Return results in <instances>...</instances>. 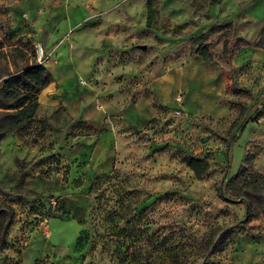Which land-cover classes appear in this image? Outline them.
Segmentation results:
<instances>
[{
  "label": "rangeland",
  "instance_id": "1",
  "mask_svg": "<svg viewBox=\"0 0 264 264\" xmlns=\"http://www.w3.org/2000/svg\"><path fill=\"white\" fill-rule=\"evenodd\" d=\"M2 24L0 37L12 43L1 33ZM229 28L226 23L216 27L219 35L207 44L200 42L208 34L183 41L187 49L174 57L162 55L148 39L131 48L124 45L110 57L113 72L107 71L111 78L105 86L133 99L159 73L156 60L179 61L196 46L216 49L220 42L226 45L223 57L228 56L238 43ZM251 70L246 73L253 79L251 90L236 84L220 100L230 107V119L190 120L187 135L161 136L164 146L151 153L150 147L149 154L89 182L69 177L72 134L59 136L52 129L48 134L41 120L5 133L0 139V209L9 208L13 218L0 264H264V258L252 261L244 246L245 239L258 235L244 222L246 210L254 215L264 207L246 164L254 137L237 145L241 128L264 116V65ZM182 116L173 112L171 122ZM189 156L210 164L202 181L187 167Z\"/></svg>",
  "mask_w": 264,
  "mask_h": 264
},
{
  "label": "crops",
  "instance_id": "2",
  "mask_svg": "<svg viewBox=\"0 0 264 264\" xmlns=\"http://www.w3.org/2000/svg\"><path fill=\"white\" fill-rule=\"evenodd\" d=\"M0 21L1 33L13 43L21 40L44 49L42 65L50 82L38 94L39 107L31 123L41 120L48 134L52 129L59 136L73 135L66 162L71 180L89 182L138 160L140 154H149L150 147L151 153L164 146L161 136L187 135L190 120L230 119V107L220 100L236 84L251 90L253 79L246 73L252 72V66L264 65V0L220 4L211 0H0ZM222 23L238 42L230 55L223 57L226 45L220 42L216 49L207 46L212 61L195 54L198 46L179 61L156 60L159 73L140 88L145 93L133 99L105 86L111 78L107 74L112 71L110 57L124 45L131 48L135 41L148 39L162 55L174 57L187 49L183 41L206 38L202 34L208 38L200 44L214 40ZM242 64L249 69L242 71ZM177 94L182 95L180 104L174 102ZM175 109L183 116L171 122ZM159 129L165 134H157ZM239 134L237 145L254 137L246 164L256 197L264 201V116L249 121ZM229 148L226 144L227 163ZM248 225L258 235L245 239L244 246L252 261L260 260L264 258V207L257 209Z\"/></svg>",
  "mask_w": 264,
  "mask_h": 264
},
{
  "label": "trees",
  "instance_id": "3",
  "mask_svg": "<svg viewBox=\"0 0 264 264\" xmlns=\"http://www.w3.org/2000/svg\"><path fill=\"white\" fill-rule=\"evenodd\" d=\"M221 1L211 0V3L220 4ZM195 54L206 61L213 60L207 46H198ZM49 82L50 75L42 64L36 62L34 47L29 42L6 43L0 37V139L5 133L23 129L31 123L39 107L38 94ZM186 163L198 181H202L209 172L210 164L200 158L189 156ZM240 170L241 167L238 172ZM252 217L247 209L244 222L248 223ZM12 218L9 208L0 209V250L6 248Z\"/></svg>",
  "mask_w": 264,
  "mask_h": 264
},
{
  "label": "built area",
  "instance_id": "4",
  "mask_svg": "<svg viewBox=\"0 0 264 264\" xmlns=\"http://www.w3.org/2000/svg\"><path fill=\"white\" fill-rule=\"evenodd\" d=\"M34 53H35L36 62L42 64L45 61V53H44V49H43V47H42L41 44H36L34 46ZM181 100H182V95L181 94H177L174 97V102L176 104H180L181 103ZM174 113L176 115H181L182 114V111L180 109H175L174 110Z\"/></svg>",
  "mask_w": 264,
  "mask_h": 264
},
{
  "label": "water",
  "instance_id": "5",
  "mask_svg": "<svg viewBox=\"0 0 264 264\" xmlns=\"http://www.w3.org/2000/svg\"><path fill=\"white\" fill-rule=\"evenodd\" d=\"M141 48H142V49H145V46L143 45V46H141Z\"/></svg>",
  "mask_w": 264,
  "mask_h": 264
}]
</instances>
